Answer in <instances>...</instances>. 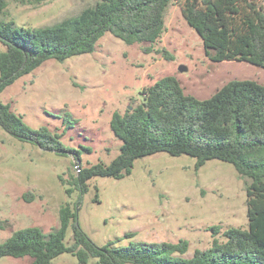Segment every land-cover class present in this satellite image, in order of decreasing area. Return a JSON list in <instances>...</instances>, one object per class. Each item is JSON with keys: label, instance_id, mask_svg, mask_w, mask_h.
I'll list each match as a JSON object with an SVG mask.
<instances>
[{"label": "rangeland", "instance_id": "1", "mask_svg": "<svg viewBox=\"0 0 264 264\" xmlns=\"http://www.w3.org/2000/svg\"><path fill=\"white\" fill-rule=\"evenodd\" d=\"M97 1L49 0L34 5L8 0L0 19L39 28L76 16ZM165 25L154 45H127L106 33L92 53L63 62L48 60L1 93L0 100L28 126L62 134L64 146L80 151V160L20 141L0 127V243L23 228L36 226L51 233L60 227V209L68 204L73 209L80 198L79 192H66L72 177L85 167L109 165L121 153L122 141L110 126L113 114L139 105L143 90L161 78L176 77L186 94L202 100L231 81L264 84L263 67L212 61L178 3L167 7ZM71 121L76 123L69 126ZM249 182L229 163L211 160L197 169L193 157L160 152L138 159L125 178H92L81 198L78 222L99 246L187 240L186 257H192L196 250L210 248L211 227L219 226L222 232L248 227ZM130 233L134 237L126 238ZM72 243L70 226L66 244ZM31 262L30 257L0 258V264ZM96 262L90 258L87 264ZM52 264L80 263L65 253Z\"/></svg>", "mask_w": 264, "mask_h": 264}, {"label": "trees", "instance_id": "2", "mask_svg": "<svg viewBox=\"0 0 264 264\" xmlns=\"http://www.w3.org/2000/svg\"><path fill=\"white\" fill-rule=\"evenodd\" d=\"M46 1L28 0L34 5ZM173 2L212 61H244L264 68V0H98L76 16L39 28L0 19V44L5 47L0 50V95L48 60L63 62L92 53L106 33L127 45L156 44L166 31L165 12ZM7 7L8 0H0V17ZM142 98L136 107L112 116L110 126L122 141L121 153L109 165L85 167L72 177L66 192H79L80 198L73 209L69 204L60 209V227L51 233L36 226L17 230L0 243V258L30 257V264H52L68 253L80 264L90 258L96 264H264V84L231 81L202 100L186 94L176 77L165 76L145 88ZM0 127L20 141L80 160V151L64 146L62 134L31 128L1 100ZM160 152L193 157L197 169L211 160L223 161L249 179L248 227L223 232L211 227L210 248L196 250L192 257H186L187 240L96 244L78 222L88 182L94 177L125 178L138 159ZM70 226L73 243L67 245Z\"/></svg>", "mask_w": 264, "mask_h": 264}, {"label": "water", "instance_id": "3", "mask_svg": "<svg viewBox=\"0 0 264 264\" xmlns=\"http://www.w3.org/2000/svg\"><path fill=\"white\" fill-rule=\"evenodd\" d=\"M78 172H80V169L78 170Z\"/></svg>", "mask_w": 264, "mask_h": 264}]
</instances>
